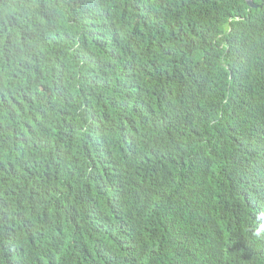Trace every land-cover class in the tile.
<instances>
[{
	"label": "trees",
	"instance_id": "16d2710c",
	"mask_svg": "<svg viewBox=\"0 0 264 264\" xmlns=\"http://www.w3.org/2000/svg\"><path fill=\"white\" fill-rule=\"evenodd\" d=\"M0 0V264H264V0Z\"/></svg>",
	"mask_w": 264,
	"mask_h": 264
},
{
	"label": "water",
	"instance_id": "95a60500",
	"mask_svg": "<svg viewBox=\"0 0 264 264\" xmlns=\"http://www.w3.org/2000/svg\"><path fill=\"white\" fill-rule=\"evenodd\" d=\"M245 1H246V4L249 8H256L257 7V5H255L252 0H245Z\"/></svg>",
	"mask_w": 264,
	"mask_h": 264
}]
</instances>
